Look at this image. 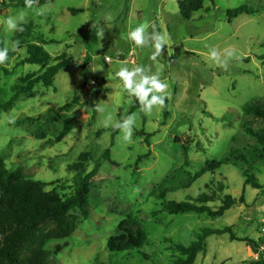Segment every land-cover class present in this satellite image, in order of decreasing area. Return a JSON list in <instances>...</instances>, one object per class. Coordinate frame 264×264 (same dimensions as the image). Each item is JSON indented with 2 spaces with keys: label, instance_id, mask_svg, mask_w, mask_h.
I'll return each mask as SVG.
<instances>
[{
  "label": "rangeland",
  "instance_id": "rangeland-1",
  "mask_svg": "<svg viewBox=\"0 0 264 264\" xmlns=\"http://www.w3.org/2000/svg\"><path fill=\"white\" fill-rule=\"evenodd\" d=\"M240 7L254 13L229 20L227 13ZM41 8L43 15L37 14ZM21 10L27 12L22 26L32 29L27 41L38 43L40 35L53 41L43 45L45 51L52 58L70 56L71 65L59 71L52 87L35 86L32 94L19 96L0 115V157L5 167L48 184L45 191L55 189L65 198L73 192L78 171L72 167L80 154L90 159L82 175L96 162L101 164L90 183L88 218L83 221L75 213L80 222L75 232L47 246L59 250L49 264H171L179 258L177 244L189 245L204 228L225 226H232L242 241H230L227 234L210 236L195 264L258 260L264 252V156L244 134L242 124L251 118L241 110L251 101L264 104V0H204L203 9L188 19L179 14L175 0H50L32 9L16 6L15 0H0V42L9 50L16 32L6 33L4 21ZM95 20L103 38L92 27ZM144 22L149 34L168 35L156 60L151 59L154 48H136L125 38L130 28ZM16 48V55L0 65V103L11 97L20 77L41 70L20 65L26 49L19 43ZM212 49L221 59L226 49L234 51L226 68L210 59ZM121 63L129 68L142 65L149 75H158L169 85L168 95L162 108L143 113L145 121L134 112L131 141L123 139L120 129L109 160L103 161L112 129L127 117L130 106L115 76ZM74 99L78 101L68 112L48 113ZM66 123L72 129L56 143ZM206 160L223 165L191 181ZM242 168L251 169L260 189L244 186ZM218 183L225 187L222 193L216 190ZM159 190L174 201L214 193L216 199L208 204L214 210L225 195L243 196L245 204L217 219L194 213L172 216L163 211ZM128 215L147 235L141 249L147 259L136 251L112 254L107 249L111 237L135 230L131 225L118 228Z\"/></svg>",
  "mask_w": 264,
  "mask_h": 264
},
{
  "label": "trees",
  "instance_id": "trees-1",
  "mask_svg": "<svg viewBox=\"0 0 264 264\" xmlns=\"http://www.w3.org/2000/svg\"><path fill=\"white\" fill-rule=\"evenodd\" d=\"M49 1L33 0V6L45 5ZM175 2L179 14L184 19H188V16L203 9L204 0H175ZM15 5L26 7L25 0H15ZM71 12L80 13V11ZM253 13L254 11L247 7H240L229 11L227 16L229 20H233L239 15H251ZM22 27L24 31L16 32L14 37V41H19V44L25 46L26 49V57L20 62V65H36L41 70L38 73H28L19 78V83L12 87L11 97L6 102L0 103V115L12 108L19 96L32 94L35 86L52 87L54 77L59 71L71 65L70 56L62 54L59 57L52 58L45 51L43 45L53 43V41L47 42L41 35L39 36L41 40L38 43L27 41L30 39L32 29L28 25ZM0 47H4L1 42ZM17 49L19 48H16L15 51L9 50V58L16 55ZM53 62L54 64H51ZM77 101L78 99H74L71 103L65 104L59 109L49 110L48 113L58 116V112H68L71 105L76 104ZM139 109V102L133 98L127 116L138 111L139 116L145 121L143 112H140ZM241 111L243 115L251 118V121H245L242 124L244 134L255 141L260 147V153L264 156V104L259 101H251L245 104ZM27 121L33 122L34 120L28 118ZM253 121L256 122L257 127H254ZM71 129L69 123L64 124L57 136L56 143L60 142ZM119 130L115 127L112 129L110 147L104 150L101 160H109L110 149L114 145V137ZM151 136H145L147 145H149L148 139ZM149 155L150 152L138 157L137 163L142 158L149 157ZM240 159L246 162L245 158ZM89 161L88 154L82 153L79 155L77 162L72 167L78 171L73 183V192L68 197L63 198L55 189L45 191L44 189L48 184L27 179L20 170H8L0 157V264H49L51 256L59 250L58 246L53 249L47 248V246L52 242L64 240L75 232L80 224L79 217L75 213L83 221L88 218L87 196L90 183L98 173L101 165L96 162L90 172L82 175L85 164ZM222 165L221 162L206 160L203 168L191 176V181L195 182L204 175L213 173ZM242 174L245 177L244 186H251L254 189L261 188L250 168H242ZM224 189L223 184H217L216 190L218 192L222 193ZM216 196L214 193L211 195L201 193L190 200L174 201L167 200L164 191L159 190L158 193V199L163 201V211L172 216L194 213L217 219L232 207L245 204L243 196L236 199L231 195H225L221 198L220 206L214 210L208 204L212 203ZM124 225H131L135 227V230L124 231L111 237L107 242L109 252L116 254L136 251L144 259H147V256L141 251L147 241L146 233L131 215H128L119 223V230ZM223 234H227L230 241H242L238 240L233 234L232 226H225L223 229L204 228L189 245L177 244L175 246L179 258L171 264H195L197 255L205 249L206 239L210 236H221ZM252 264H264V252Z\"/></svg>",
  "mask_w": 264,
  "mask_h": 264
},
{
  "label": "clouds",
  "instance_id": "clouds-1",
  "mask_svg": "<svg viewBox=\"0 0 264 264\" xmlns=\"http://www.w3.org/2000/svg\"><path fill=\"white\" fill-rule=\"evenodd\" d=\"M26 8H33V0H25ZM45 9L41 8L37 11V14L43 15ZM27 12L21 10L16 16H7L4 21V30L6 33L22 32L24 31L22 24L25 21ZM92 27L96 29V35L98 38H103V29L100 22L95 20ZM149 24L147 22L140 23L134 28H130L127 32L126 39L134 44L136 48L143 49L145 47L154 48L151 59L156 60L161 55L162 48L168 42L167 33L158 34L148 33ZM19 41L12 44V51H15ZM234 55V51L226 49L224 52V59H221L220 55L215 49L210 51V59H212L221 68H226L228 60ZM9 58V47L5 45L0 47V65H4ZM115 76L121 81V91L126 93L129 97L128 103L133 102V98L140 104V112L150 114L154 106L163 107L165 105V99L168 95L166 89L169 85L162 81L158 75H149L148 70L142 66L137 65L134 68H129L125 63H121L119 70L115 72ZM102 110V109H99ZM111 116L107 118L105 124L107 125L111 121ZM137 119V113H132L127 116L122 123H116L115 128L121 129L124 133L123 139L130 142L132 138V131L135 121Z\"/></svg>",
  "mask_w": 264,
  "mask_h": 264
},
{
  "label": "built area",
  "instance_id": "built-area-1",
  "mask_svg": "<svg viewBox=\"0 0 264 264\" xmlns=\"http://www.w3.org/2000/svg\"><path fill=\"white\" fill-rule=\"evenodd\" d=\"M131 55H132V52L129 53V56H131ZM109 61H110L109 58H105V62H109Z\"/></svg>",
  "mask_w": 264,
  "mask_h": 264
}]
</instances>
